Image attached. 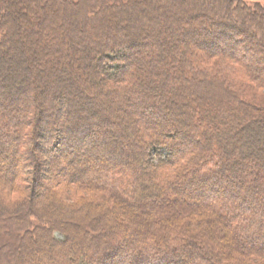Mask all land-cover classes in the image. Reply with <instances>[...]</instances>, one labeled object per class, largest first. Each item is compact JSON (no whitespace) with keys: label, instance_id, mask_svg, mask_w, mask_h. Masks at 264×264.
<instances>
[{"label":"trees","instance_id":"trees-1","mask_svg":"<svg viewBox=\"0 0 264 264\" xmlns=\"http://www.w3.org/2000/svg\"><path fill=\"white\" fill-rule=\"evenodd\" d=\"M4 40L34 85L0 59V153L14 157L0 163V264H264L261 4L0 0ZM73 56L86 60L57 62ZM154 105L187 141L153 125ZM96 111L128 138L85 143ZM223 174L250 189L219 191Z\"/></svg>","mask_w":264,"mask_h":264},{"label":"bare ground","instance_id":"bare-ground-1","mask_svg":"<svg viewBox=\"0 0 264 264\" xmlns=\"http://www.w3.org/2000/svg\"><path fill=\"white\" fill-rule=\"evenodd\" d=\"M53 105V104H52ZM153 105V104H152ZM81 109V107H80ZM151 109L153 111V114L151 115V117L149 118L151 120V122L154 124H156L155 126H171L174 128V130L177 131V135L175 136V139L177 140L178 137H181V140L183 141H187L189 139L188 133L186 132H181V130L179 129V127L177 125H175L173 122V117L172 116H168V114L163 113L162 110L158 107V106H151ZM68 110L67 112H69V114L66 116L67 118L70 117V110L69 108L66 109ZM97 121H95L94 124V130L86 137V139L84 140L85 143H87L88 145H93V148L96 149L99 146V143H101V138L104 135V130H106L107 128H115L117 132V135H113L111 133H109L112 137L114 138H128L126 131L123 128V124L116 120L115 122H111V124H107L106 121L110 120L108 118V116L106 118H102L101 116L102 113L100 114L99 111L96 112H92L89 114L88 117H90V119H94L97 118ZM121 133V135H120ZM7 136V135H6ZM3 138V136H2ZM9 147H5L2 149V152L0 153V163L3 164L5 163L7 160H11L14 159V157H10V153H9ZM8 154V155H7ZM191 186V183H185L183 185L184 188H189ZM215 187L216 189H218L219 191L222 192V190H225L226 192H228L229 194H237L238 190H242V192L247 191L246 189H250L251 185H247L245 186V182L244 180H240L238 181V183H236L234 181L233 177H230V175L228 176V174H223L222 176H218V178L215 181ZM244 188V190H243ZM242 196L240 197V203H244V200H242Z\"/></svg>","mask_w":264,"mask_h":264},{"label":"rangeland","instance_id":"rangeland-1","mask_svg":"<svg viewBox=\"0 0 264 264\" xmlns=\"http://www.w3.org/2000/svg\"><path fill=\"white\" fill-rule=\"evenodd\" d=\"M245 2H247V3H259V4H261L263 7H264V0H244ZM48 43V42H47ZM54 43V42H53ZM55 44V43H54ZM85 45V41H83V39H81V40H79L78 42H77V46L79 47V46H81V45ZM51 45V44H50ZM47 46V52H46V54H42V56H41V59L42 60H44L46 57H48V60L51 58L52 59V57L54 58V52L48 47L49 45H46ZM181 45L179 44L177 47H180ZM21 47V46H20ZM65 47H67V48H69L68 47V45L67 46H64V48ZM175 48V50H177L178 48ZM16 48H17V46H16V44L14 43V42H7V40L5 41H3V42H0V59H1V61L3 62V60H4V64H6V66H9V67H11V71L10 72H12L13 74L14 73H16L14 76L12 75V78L14 79L15 78V83L16 84H18L16 81L17 80H19V79H26V80H28V81H30V83L29 84H31L32 83V86L34 85L33 83L34 82H32V80H31V78L28 76V75H26V73L23 71V69H24V67H22V65L20 64V62H15L16 64H14V63H12V64H10V62H8L7 60H10V58H11V56L13 57V54H15L16 52ZM73 53V52H72ZM4 55V56H3ZM52 55V56H51ZM26 57H23L24 58V66L25 65H28V63L26 62V60L27 61H30L31 63H33L34 62V60H35V58L34 59H31V56H29L28 58L30 59V60H28L27 59V55H25ZM7 57V58H6ZM45 57V58H44ZM6 58V59H5ZM26 58V59H25ZM60 58V61H57L58 63H59V65H62V66H69V69H71L70 68V63H72V64H74V65H76V64H80V65H82L84 62H85V58L83 57V56H73V59H71L70 57H63V58H61V57H59ZM55 59H57V58H55ZM54 60V59H53ZM140 61H143V57L142 58H140ZM2 62L0 63L1 64V67H0V69H2ZM23 63V62H22ZM29 66V65H28ZM72 67H74V66H72ZM12 70H15V71H12ZM73 70H74V68H73ZM76 70H78V69H76ZM9 72V71H8ZM136 73V72H135ZM138 73H140V74H142V73H145L144 71L141 73V71H139ZM20 76V77H19ZM30 79H29V78ZM69 82L70 83H72V84H74V85H79L78 83L79 82H76V78H75V76H72L71 75V77H70V80H69ZM94 82H95V84H97L96 86L97 87H99L100 89H101V83L99 82L98 83V81L96 82V80H94ZM82 85L83 86H86V84L84 83V82H82ZM96 88V87H95ZM95 88L93 87V88H91V89H89V92H93V90L94 91H96L95 90ZM97 89V88H96ZM35 89L34 88H32V94H34L35 93V91H34ZM30 91V90H29ZM88 92V93H89ZM96 93V96L98 95V96H102L98 91L97 92H95ZM132 97L135 95V93H129ZM35 96L37 97V93L35 94ZM110 100H114V98L113 97H110ZM58 101V99H56V102ZM79 104V103H78ZM23 105V104H22ZM22 109H23V107H21ZM79 110V112L78 113H81L80 112V108L78 109ZM86 113L83 111L81 114H79L80 115V117H81V115L83 116V115H85ZM8 122V120L7 119H2V120H0V127H3V125L5 124V123H7ZM187 122L188 121H185V123H186V125L188 126V124H187ZM135 125H133L132 126V131H134V133H135V127H134ZM137 128V127H136ZM137 131V130H136ZM140 133L142 134V128H141V131H140ZM87 135V134H86ZM79 136H81V137H83L84 136V134L82 135V133H80V135ZM83 138H85V137H83ZM195 142L193 141V140H191V142H189V144L188 145H193ZM257 147V148H256ZM252 148L254 149V151H253V153H255V151H257L258 150V148L259 149H264V145H263V143L262 142H260V143H258V144H253L252 145ZM94 152V151H93ZM257 153H258V151H257ZM256 153V154H257ZM250 157V156H249ZM62 161V160H61ZM238 161L239 160H237V162L236 163H238ZM240 163H245V164H249V160H246V159H243L242 161H240ZM208 170L209 169H212V168H210V165H211V163H209L208 162ZM73 166H75L74 164H73ZM3 177H1L0 176V180L2 179ZM258 181L260 182L261 181V179L260 178H258ZM39 198V195H35V197H34V200H37ZM228 199H226V201H227ZM241 213H239L238 215H240ZM85 222H88V220L87 219H85ZM85 222L83 221V223L81 224V226H84L85 225ZM256 223V222H255ZM258 223V222H257ZM89 225H90V231H91V233H94V229H93V223H92V221L91 222H89ZM98 226H100V225H98ZM95 227H97V225L95 226ZM110 241V240H109ZM40 258H42L41 257V255H40Z\"/></svg>","mask_w":264,"mask_h":264}]
</instances>
